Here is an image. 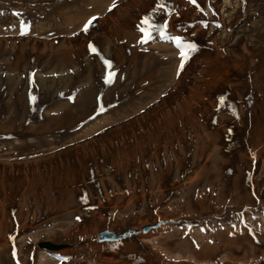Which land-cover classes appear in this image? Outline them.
I'll use <instances>...</instances> for the list:
<instances>
[{
    "label": "rangeland",
    "instance_id": "rangeland-1",
    "mask_svg": "<svg viewBox=\"0 0 264 264\" xmlns=\"http://www.w3.org/2000/svg\"><path fill=\"white\" fill-rule=\"evenodd\" d=\"M42 262L264 264V0H0V264Z\"/></svg>",
    "mask_w": 264,
    "mask_h": 264
},
{
    "label": "water",
    "instance_id": "water-1",
    "mask_svg": "<svg viewBox=\"0 0 264 264\" xmlns=\"http://www.w3.org/2000/svg\"><path fill=\"white\" fill-rule=\"evenodd\" d=\"M163 223H164L163 221H160L159 223L154 224V225H146L141 230H130L120 235L114 232H111V231H102L98 234L97 239L99 242H109V243L118 242L129 236H136V235H140L141 233L146 234L152 229L159 228ZM39 247L45 250L57 251V250L64 248L65 246L55 245L50 242H43L39 244Z\"/></svg>",
    "mask_w": 264,
    "mask_h": 264
},
{
    "label": "snow or ice",
    "instance_id": "snow-or-ice-1",
    "mask_svg": "<svg viewBox=\"0 0 264 264\" xmlns=\"http://www.w3.org/2000/svg\"><path fill=\"white\" fill-rule=\"evenodd\" d=\"M192 3H196V0H192ZM94 19H96L95 17H92V18H90V20L88 21V22H86L85 23V25H84V30L85 31H87L88 30V27H89V25L92 23V20H94ZM145 24H149V21H148V19L147 18H145ZM152 25H150L149 24V28L151 27ZM26 28H27V26H25V30H26ZM149 28H144V29H142V31H144L145 32V35L146 36H149ZM161 35H164V33L163 32H161ZM175 39V41H176V43H177V45L178 46H180L181 48H182V51H181V56H182V58L183 59H187V55H188V50L189 49H195L196 48V45L195 44H187V45H184V44H182V41H181V38L180 37H175L174 38ZM93 51H95V49H93ZM183 66V62H182V64H181V67Z\"/></svg>",
    "mask_w": 264,
    "mask_h": 264
},
{
    "label": "bare ground",
    "instance_id": "bare-ground-1",
    "mask_svg": "<svg viewBox=\"0 0 264 264\" xmlns=\"http://www.w3.org/2000/svg\"><path fill=\"white\" fill-rule=\"evenodd\" d=\"M44 262L40 263V264H43Z\"/></svg>",
    "mask_w": 264,
    "mask_h": 264
}]
</instances>
